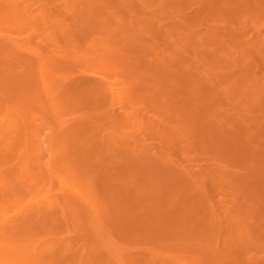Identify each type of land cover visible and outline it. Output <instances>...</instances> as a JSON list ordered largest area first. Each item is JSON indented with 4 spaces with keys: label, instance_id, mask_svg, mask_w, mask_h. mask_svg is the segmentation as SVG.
Here are the masks:
<instances>
[{
    "label": "rangeland",
    "instance_id": "rangeland-1",
    "mask_svg": "<svg viewBox=\"0 0 264 264\" xmlns=\"http://www.w3.org/2000/svg\"><path fill=\"white\" fill-rule=\"evenodd\" d=\"M0 264H264V0H0Z\"/></svg>",
    "mask_w": 264,
    "mask_h": 264
}]
</instances>
